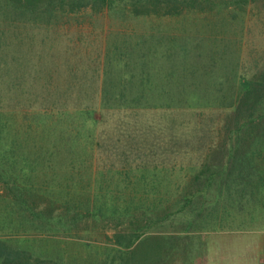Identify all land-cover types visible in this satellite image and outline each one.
I'll use <instances>...</instances> for the list:
<instances>
[{"label": "trees", "instance_id": "trees-1", "mask_svg": "<svg viewBox=\"0 0 264 264\" xmlns=\"http://www.w3.org/2000/svg\"><path fill=\"white\" fill-rule=\"evenodd\" d=\"M236 231H264V0H0V264H199Z\"/></svg>", "mask_w": 264, "mask_h": 264}, {"label": "rangeland", "instance_id": "rangeland-1", "mask_svg": "<svg viewBox=\"0 0 264 264\" xmlns=\"http://www.w3.org/2000/svg\"><path fill=\"white\" fill-rule=\"evenodd\" d=\"M79 20V19H77ZM76 19L66 18L65 22L61 25V30L58 33H65V42L61 41V36H54L56 43L63 45L66 42H70L77 36H82L88 39V41L94 40L92 36L93 31H100L105 27L106 30H111L114 26V21L107 16L100 15L95 19L80 18L82 24ZM65 28V29H64ZM88 30H93L92 32ZM263 31V30H262ZM81 48L84 51L86 49L93 50V46L86 45V47H74L76 49ZM76 53H78L76 51ZM79 155L78 153H75ZM88 182L81 183L86 186ZM77 186L81 185L77 182ZM2 208V207H1ZM91 241L95 243L100 242V238L96 234H87ZM209 240V250L203 262L199 264H264V231H236V232H219L206 235ZM43 244L49 247L53 246L52 242L46 240L42 241ZM41 242V243H42ZM61 249L64 247V242L60 243ZM140 248H143L141 246Z\"/></svg>", "mask_w": 264, "mask_h": 264}]
</instances>
